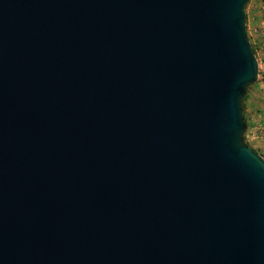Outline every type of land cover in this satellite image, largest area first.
Wrapping results in <instances>:
<instances>
[{"label":"water","instance_id":"obj_1","mask_svg":"<svg viewBox=\"0 0 264 264\" xmlns=\"http://www.w3.org/2000/svg\"><path fill=\"white\" fill-rule=\"evenodd\" d=\"M247 2L0 0V264H264Z\"/></svg>","mask_w":264,"mask_h":264},{"label":"rangeland","instance_id":"obj_2","mask_svg":"<svg viewBox=\"0 0 264 264\" xmlns=\"http://www.w3.org/2000/svg\"><path fill=\"white\" fill-rule=\"evenodd\" d=\"M245 13L246 33L258 63L257 80L247 88L242 100L244 119L252 125L264 120V37L252 32L253 27L264 23V0H248ZM244 141L264 157L263 137L246 134Z\"/></svg>","mask_w":264,"mask_h":264},{"label":"trees","instance_id":"obj_3","mask_svg":"<svg viewBox=\"0 0 264 264\" xmlns=\"http://www.w3.org/2000/svg\"><path fill=\"white\" fill-rule=\"evenodd\" d=\"M254 47V46H253ZM254 49V48H253ZM256 134L264 138V120L258 121L255 124L250 125L246 121V129L244 135L246 134Z\"/></svg>","mask_w":264,"mask_h":264},{"label":"built area","instance_id":"obj_4","mask_svg":"<svg viewBox=\"0 0 264 264\" xmlns=\"http://www.w3.org/2000/svg\"><path fill=\"white\" fill-rule=\"evenodd\" d=\"M252 32L264 37V23L260 26L253 27Z\"/></svg>","mask_w":264,"mask_h":264}]
</instances>
